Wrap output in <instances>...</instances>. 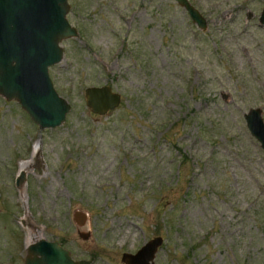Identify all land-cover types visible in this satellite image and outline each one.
<instances>
[{
    "label": "rangeland",
    "instance_id": "1",
    "mask_svg": "<svg viewBox=\"0 0 264 264\" xmlns=\"http://www.w3.org/2000/svg\"><path fill=\"white\" fill-rule=\"evenodd\" d=\"M67 1L79 35L48 69L65 121L40 130L0 96V264L40 238L124 264L154 236L155 264H264V151L244 118L264 121V0H189L204 30L175 0ZM104 85L121 101L97 115L84 90Z\"/></svg>",
    "mask_w": 264,
    "mask_h": 264
},
{
    "label": "water",
    "instance_id": "2",
    "mask_svg": "<svg viewBox=\"0 0 264 264\" xmlns=\"http://www.w3.org/2000/svg\"><path fill=\"white\" fill-rule=\"evenodd\" d=\"M200 29L205 18L189 0H175ZM67 0H0V96L16 101L40 130L60 126L71 109L70 102L58 94L48 69L59 63L64 54L61 43L79 33L67 16ZM259 21L264 25V7ZM90 111L105 115L117 108L121 96L110 86H91L84 90ZM260 108H250L244 118L250 133L264 151V121ZM24 172L16 177L18 186ZM75 220L82 225V214ZM87 239L88 234L81 233ZM163 243L161 236L146 241L135 253L124 252V264H155L154 258ZM12 264V263H6ZM22 264H80L57 240H39L28 245Z\"/></svg>",
    "mask_w": 264,
    "mask_h": 264
},
{
    "label": "bare ground",
    "instance_id": "3",
    "mask_svg": "<svg viewBox=\"0 0 264 264\" xmlns=\"http://www.w3.org/2000/svg\"><path fill=\"white\" fill-rule=\"evenodd\" d=\"M34 148H36V147H34ZM36 237V236H35ZM35 239H37V238H33L32 237V239H31V237H28L27 239H26V243H30V242H32V241H34Z\"/></svg>",
    "mask_w": 264,
    "mask_h": 264
}]
</instances>
